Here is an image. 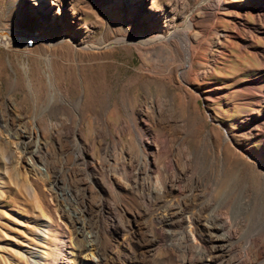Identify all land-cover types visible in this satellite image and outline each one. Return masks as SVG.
Here are the masks:
<instances>
[{"label": "rangeland", "instance_id": "rangeland-1", "mask_svg": "<svg viewBox=\"0 0 264 264\" xmlns=\"http://www.w3.org/2000/svg\"><path fill=\"white\" fill-rule=\"evenodd\" d=\"M112 1L56 0L60 12L43 19L44 0H0V30L35 33L56 30L61 22L78 45L20 46L15 39L1 43L0 35V264H31L36 253H45L47 264H68L75 233L66 213L78 205L69 199H75L72 190L91 201L98 195L82 190L84 171L67 170L94 162L97 179L109 168L124 183L141 151L136 131L166 139L175 151L183 140L198 151L208 145V134L219 148L226 128L235 136L224 152L228 178L239 173L241 184H263L261 172L231 150L264 151L263 129L250 141L238 134L249 120L264 119V84L258 82L264 74V0H221L212 11L203 0H123L104 11ZM189 15L193 62L186 83L170 66L142 65L129 44L96 52L79 47L101 37L167 35ZM18 127L31 131L30 148L40 147L47 170L26 163L21 140L9 133ZM207 149L211 157L213 149ZM165 156L158 157L161 165ZM55 174L62 178L58 185ZM70 178L80 181L71 186ZM44 226L50 232L43 238Z\"/></svg>", "mask_w": 264, "mask_h": 264}, {"label": "bare ground", "instance_id": "bare-ground-1", "mask_svg": "<svg viewBox=\"0 0 264 264\" xmlns=\"http://www.w3.org/2000/svg\"><path fill=\"white\" fill-rule=\"evenodd\" d=\"M120 2L123 0L112 1L104 11L109 5ZM220 2L203 0L201 5L212 11ZM44 3L43 19L60 12L56 0H44ZM107 17L105 14L106 22ZM97 18L103 24L99 16ZM192 28L193 19L189 15L181 27L172 28L167 35L115 36L109 42L101 37L79 47L96 52L117 43L129 44L138 51L142 65L150 64L156 69L162 64L170 66L169 72L186 83L193 62L189 35ZM0 35L1 43L15 39L20 46H26L27 41L47 45L65 41L78 46L61 22L56 30L51 27L35 33L0 30ZM258 82L264 84V74ZM261 98L264 99V92ZM262 129L264 119L260 122L252 119L238 134L241 139L250 141ZM9 133L21 140L26 163L41 170L39 165L45 166V159L40 156L39 146L34 150L30 148L31 131L18 127ZM222 137L219 148L208 134L209 143L200 150H189L183 140L179 143L180 149L175 151L166 139L151 138L148 133L136 131L141 151L133 158L135 168L123 175L124 183L117 181L116 174L109 168L97 179L94 162L84 163L82 169H68L74 175L84 171L82 190L91 194L94 189L98 195L91 201L85 194L78 197L72 190L75 199H69L78 205L71 206V211L66 213L75 233L74 249L70 252L72 260L69 258L68 264H264V226L263 221L260 222L262 217L264 219V151L256 154L241 147L231 150L235 157L240 151V157L247 159L262 175L260 187L249 182L241 184L239 173L228 178L229 166L224 154L227 147L235 144V136L224 128ZM208 147L213 149L211 157H208ZM74 154L80 160L81 150L76 149ZM162 154L166 156L161 165L158 157ZM61 179L55 174L53 184L58 185ZM78 181L70 178V185ZM164 192H168L170 198L163 197ZM48 231L44 226L43 238ZM42 255L36 253L31 264H47Z\"/></svg>", "mask_w": 264, "mask_h": 264}]
</instances>
